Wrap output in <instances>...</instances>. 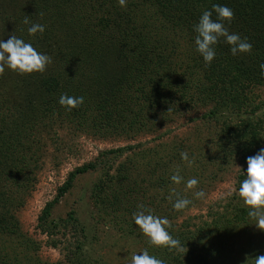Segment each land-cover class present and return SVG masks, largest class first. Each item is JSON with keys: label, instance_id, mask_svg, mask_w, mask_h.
Wrapping results in <instances>:
<instances>
[{"label": "trees", "instance_id": "16d2710c", "mask_svg": "<svg viewBox=\"0 0 264 264\" xmlns=\"http://www.w3.org/2000/svg\"><path fill=\"white\" fill-rule=\"evenodd\" d=\"M214 4L232 9L234 18L226 27L247 38L253 51L234 57L221 39L216 57L206 66L196 51L193 27ZM25 16L45 25L44 34L30 36ZM0 23L8 27L0 39L15 35L52 58L43 74L6 70L0 76V236L16 246L9 254H2L0 247V264H49L33 261L31 253H37L39 245L21 232L17 212L36 181L42 133L51 136L55 123H69L100 138L135 141L155 137L164 122L203 110L200 118L216 131L201 156L207 165H217L207 177L209 184L230 163H241L246 172V159L262 148L264 122L255 117L258 107H253L251 94L264 87L259 68L264 63V0H127L125 8L117 0H7L0 8ZM61 95L83 96L84 103L68 111L59 105ZM147 144L102 151L68 173L37 218V228L51 248L63 244L61 231L63 237L66 230L71 234L69 241L74 243L66 245L69 252L58 264H101L85 252L88 228L75 211L65 219H52L55 206L85 175L92 179L85 189V199L98 218L92 219L136 240L164 264H217L229 259L213 245L224 244L223 233L232 235L247 221V209L234 203L239 198H231L225 213L213 222L215 230L224 231L218 238L203 227L175 226L171 221L183 212L173 209L176 195L195 200L186 182L196 178L200 184L196 170L207 165L184 144L169 145L164 153L159 148L165 145ZM182 152L194 159L192 167L181 160ZM177 168L183 177L179 185L170 180ZM243 179L244 174L237 177L239 186ZM139 205L169 220L168 231L185 245L184 251L150 245L135 229L133 214Z\"/></svg>", "mask_w": 264, "mask_h": 264}, {"label": "rangeland", "instance_id": "374dc122", "mask_svg": "<svg viewBox=\"0 0 264 264\" xmlns=\"http://www.w3.org/2000/svg\"><path fill=\"white\" fill-rule=\"evenodd\" d=\"M7 0H0V8L6 5ZM7 26L0 23V34L7 30ZM253 107H258L255 112V117L264 122V87L255 88L251 94ZM203 110L200 112H190L182 116L180 119L164 122L160 130L155 133L160 138L153 136L140 137L135 141H129L123 136H108L100 138L98 135L85 131L76 130L71 124L63 123L62 125L55 123L52 135L46 137L42 133V144H44L42 155L38 156L39 170L35 173V184L30 193L25 197L24 206L17 212V218L20 223L21 232L39 245L37 253H31L33 261L38 258L41 263L58 264L65 261V256L68 250L65 249L69 242L71 234L65 231V237L58 235L63 244L57 248H51L46 244L47 238L37 228V218L44 206L53 200L57 189L63 184L69 172L74 168L81 166L84 163L95 159L102 151L115 149L133 145L139 142L149 143L148 147L157 145H165L160 147L169 149L172 144H184L187 148H191L193 155L196 154L198 159L203 164H206L201 156L206 155V146L215 139V129L211 128V124L205 122L201 117ZM55 135V142L51 141ZM263 142L261 147L264 148V125H263ZM207 143V144H206ZM213 145L209 147V154L213 156ZM215 152V150H214ZM207 153V152H206ZM205 163H204V162ZM207 165V164H206ZM217 165H207V168H197V173L200 175V184L197 189L192 190L190 195L195 200H192V206L183 210L181 215L171 221L175 226L185 225L189 229L196 230L199 227L206 228L211 231L212 236L218 238L217 234H222L213 227L214 219L225 213V207L231 198L238 195L239 175L246 172L242 169V164L236 162L230 163L226 167L225 172H222L215 182L208 183L207 177L209 173L215 172ZM239 167L240 169H238ZM92 179L83 176L77 179L73 189L55 206L52 212V219H65L67 214L75 211L80 222H84L88 228V240L86 241L85 252L95 260H99L101 264H131V257L134 254L143 252V246L136 240L125 237L121 232L112 229L109 225L97 220L93 212L92 206L85 199V189L90 184ZM203 190L205 196L197 199L194 196V191ZM234 203H239L241 206L249 209L243 204L239 198ZM90 215H89V211ZM91 216V217H90ZM229 219L233 218L232 213L228 214ZM97 222V224H96ZM255 221L248 218L245 223H242L240 228L234 230V234H224V244L215 243L213 248L226 252L228 256L224 262L217 264H246V258L251 259L260 255H264V232L260 231L255 225ZM232 230V229H231ZM57 239V236L55 237ZM0 247L2 254L11 253L10 248L14 244L10 243L8 238L0 236ZM211 247V245L209 246ZM16 248V246L14 247Z\"/></svg>", "mask_w": 264, "mask_h": 264}, {"label": "clouds", "instance_id": "9594fccd", "mask_svg": "<svg viewBox=\"0 0 264 264\" xmlns=\"http://www.w3.org/2000/svg\"><path fill=\"white\" fill-rule=\"evenodd\" d=\"M117 3L121 8L127 6V0H117ZM213 13H215L216 19H213ZM233 18L232 9L224 5L214 4L211 10L202 13L194 25L196 51L206 66H210L216 57V46L221 39L229 46L230 53L234 57L252 53L253 46L247 38L242 39L238 33H231L226 27V24H231ZM23 22L29 25L28 33L30 36L43 35L46 30L45 25L33 23L26 16ZM51 63L52 58L50 56L38 52L31 43L25 42L22 38L11 35L6 41L0 39V76H3L6 70L19 75L43 74ZM259 68L261 75L264 76V63H261ZM58 102L61 107L71 111L84 103V97L61 95ZM180 155L181 160L186 162L189 167L194 165V159H190L187 152H182ZM246 164L245 179L240 182L238 195L249 209V218L255 221L254 225L260 231L264 232V148H261L256 155L248 157ZM180 171L177 168L171 175L172 184L179 185L183 182ZM198 184L199 181L192 178L186 182L185 187L187 190H195ZM173 195H176L175 192ZM194 196L201 199L205 193L203 190H196ZM191 203V200L176 195L172 206L174 210L181 211ZM133 221L135 229H138L148 239L151 246L166 247L169 250L177 251H184L186 248L179 239L174 238L168 231L169 220L154 215L151 209L144 205L138 206V210L133 214ZM131 264H164V261L144 250L140 254L132 255ZM246 264H264V255L251 259L246 258Z\"/></svg>", "mask_w": 264, "mask_h": 264}]
</instances>
